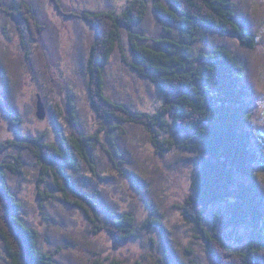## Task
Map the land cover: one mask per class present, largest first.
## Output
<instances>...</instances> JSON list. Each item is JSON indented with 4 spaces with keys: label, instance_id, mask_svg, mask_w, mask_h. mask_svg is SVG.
Here are the masks:
<instances>
[{
    "label": "rangeland",
    "instance_id": "obj_1",
    "mask_svg": "<svg viewBox=\"0 0 264 264\" xmlns=\"http://www.w3.org/2000/svg\"><path fill=\"white\" fill-rule=\"evenodd\" d=\"M132 1L3 0L6 7L26 2L44 27L40 38H33L27 22L16 20L0 4V146L8 140L24 141L39 135L60 143L64 138L96 134L98 139L91 140L94 147L90 149L95 167L76 150L77 167L64 161L65 166L76 186L98 200L103 219L111 212L133 215L134 236L119 242L106 229L96 231L85 209L65 200L52 172L41 180L43 168L37 156L14 144L0 151L3 162L19 168L17 172L8 170L9 184L21 201L22 217L38 232L40 248L52 254L57 264H221L209 253L206 239L181 207L201 167L197 150L185 146L196 139L176 129L161 131L162 137H172L176 144L160 154L143 125L107 121L91 101L87 64L96 28L62 9L122 12ZM145 1V20L132 29L122 28L121 41L106 67L105 93L135 111L153 113L165 102L166 94L131 67L135 58L130 30L154 38L168 36L167 29L176 35L179 28L157 12L156 0ZM163 2L172 7L169 0ZM232 2L236 18L257 35L256 47H246L236 35L207 27L196 47L211 50L224 45L245 65L247 83L254 92L252 146L264 158L259 137L264 136V0ZM38 94L45 104V119L37 115ZM108 127L113 141L107 135ZM254 165L253 178L245 181L257 184L264 199V170L260 161ZM214 211L220 221H215ZM227 220L225 205L219 204L210 209L205 224L211 232L227 235L236 248H245L251 230L245 226L227 228ZM236 237L241 241L236 242ZM0 264H10L1 237Z\"/></svg>",
    "mask_w": 264,
    "mask_h": 264
},
{
    "label": "trees",
    "instance_id": "obj_2",
    "mask_svg": "<svg viewBox=\"0 0 264 264\" xmlns=\"http://www.w3.org/2000/svg\"><path fill=\"white\" fill-rule=\"evenodd\" d=\"M169 2L172 7L166 6L163 0H156L155 8L178 26V36L171 29H167L168 36L154 38L130 30L135 58L131 67L166 94L165 102L153 113L135 111L105 93L106 67L121 41L122 28L132 29L145 20L146 1L133 0L122 12L64 9L62 12L83 18L96 28L87 71L91 101L102 118L143 125L157 152L163 155L173 149L176 142L172 137H162L161 131L176 129L191 133L192 140L196 139L186 142L185 146L197 150L201 167L181 207L206 239L209 253L221 264H264V199L257 184L245 181L253 178L255 162L260 161L264 170V158L259 157L252 146L254 92L247 83V69L224 45L211 50H197L196 47L206 27L236 35L250 48L256 47L257 35L249 31L246 22L236 18L232 0ZM0 4L16 20L27 22L33 38H40L44 26L37 21L30 5L21 2L16 7H6L3 0ZM110 131L108 127L107 135L113 141ZM259 137L264 145V136ZM92 139L97 140L98 136L78 135L55 143L39 135L24 141L8 140L0 146V151L14 144L33 152L42 163V181L52 172L65 200L84 208L95 223L96 231L106 229L119 242L128 240L135 234L133 215L111 212L103 219L98 200L76 186L65 166L67 162L77 167L76 150L94 168V158L90 155L94 147ZM8 170L17 172L19 168L3 162L0 157V237L10 264H57L52 254L40 248L37 230L22 217L21 201L9 184ZM219 204L225 205L227 228L245 226L251 230L250 243L245 248L238 249L227 235L207 229L206 215ZM214 214L215 221H220L219 213L214 211ZM240 241L236 237V242Z\"/></svg>",
    "mask_w": 264,
    "mask_h": 264
},
{
    "label": "water",
    "instance_id": "obj_3",
    "mask_svg": "<svg viewBox=\"0 0 264 264\" xmlns=\"http://www.w3.org/2000/svg\"><path fill=\"white\" fill-rule=\"evenodd\" d=\"M37 115L40 119H45L46 118V108L45 104L41 98V94H38V101H37Z\"/></svg>",
    "mask_w": 264,
    "mask_h": 264
}]
</instances>
